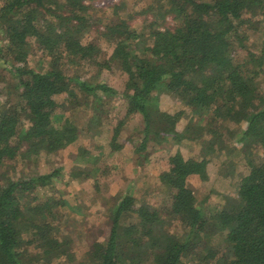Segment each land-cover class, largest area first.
I'll return each mask as SVG.
<instances>
[{
  "label": "trees",
  "instance_id": "16d2710c",
  "mask_svg": "<svg viewBox=\"0 0 264 264\" xmlns=\"http://www.w3.org/2000/svg\"><path fill=\"white\" fill-rule=\"evenodd\" d=\"M121 6H112L118 19L101 31L113 48L103 59L86 36L93 27L92 0H0V73L13 80L3 77L0 91V264L72 259L68 237L58 233L59 208L66 203L55 194L62 170L8 176L3 166L57 155L81 136L71 111L84 103L99 110L116 95L126 101V117L143 116L136 152L151 141L180 146L199 138L202 148L197 156L178 148L160 175L168 213L183 234L163 232L168 221L162 212L124 192L111 207L108 237L92 244L87 264H264V0H156L142 11L149 15L138 27L120 15ZM258 31L262 43L249 45ZM33 44L44 65H31ZM87 65L99 73L120 66L128 76L124 90L82 77L77 71ZM163 92L202 117L198 132L178 129L183 111L159 109ZM92 121L89 129L95 125L101 134V118ZM124 124L121 119L112 129V151L123 147ZM233 140L258 145L262 160L244 171L235 196L207 213L189 180H208L215 153ZM78 169L71 176L88 172ZM217 235L223 248L214 243ZM124 241L130 249L121 253Z\"/></svg>",
  "mask_w": 264,
  "mask_h": 264
},
{
  "label": "rangeland",
  "instance_id": "374dc122",
  "mask_svg": "<svg viewBox=\"0 0 264 264\" xmlns=\"http://www.w3.org/2000/svg\"><path fill=\"white\" fill-rule=\"evenodd\" d=\"M94 7L91 12L94 15L91 32L86 36L95 41L102 51V58H108L112 54V46L102 38L101 31L106 24L118 19L115 15L114 4L121 5L120 15L130 19L133 26L143 24L145 16L142 11L149 5L156 4V0H92ZM170 24H172V21ZM260 31L252 35L249 45L262 43ZM239 58L243 54L238 55ZM37 60L44 65L45 57L39 53L33 44L31 47L30 63L35 66ZM82 77L103 81L118 92H122L127 81V74L118 65L111 69H103L100 73L91 66H86L77 71ZM74 73V71H73ZM3 77L13 81L9 73H0V91L3 86ZM93 78V79H94ZM264 85V76L259 79ZM62 97H65L63 95ZM59 101L62 99L58 97ZM159 109L163 112L175 114L183 111L177 127L184 131L187 127L189 133L198 132V126L204 120L189 106L169 93L159 94ZM102 110V111H101ZM73 111V110H72ZM72 117L80 130V138L57 155L48 158L42 155L39 160L32 159L20 164L10 161L3 166V171L8 176L16 174L21 176L49 173L56 168L62 170L61 180L56 182L59 193L57 197L65 199L66 203L59 208L58 223L59 235L68 237L71 243V256H62L53 264H87L88 252L92 244L98 240H105L111 229V207L116 197L121 193L132 191L142 202L151 204L162 212L165 221L163 232L183 234L184 228L180 221L170 216L167 207L168 189L160 182V175L168 169L169 155L174 154L180 148L185 156L199 155L202 148L200 138L196 141H185L184 144L168 143L156 145L155 141L149 142L147 149L141 153L136 152L138 140L144 137L145 123L143 116L135 113L126 117V101L120 96H114L101 109L87 106L85 103L74 109ZM101 118V134H95L96 126L89 129V121ZM121 119L125 124L118 143H122L120 150L112 151L109 140L112 137V129ZM230 127L237 131L235 123ZM134 143V144H133ZM84 150L85 154H81ZM262 154L256 144L247 145L233 140L232 144L224 150L217 151L210 164V176L208 180L192 177L189 185L194 191L198 205L207 213L222 208L229 196H235L244 171L254 164L260 163ZM78 168L92 171L84 172L77 177L71 176L77 173ZM50 193V192H47ZM215 245L223 248V237H214ZM130 249L127 242L121 245V253ZM185 264H191L187 262Z\"/></svg>",
  "mask_w": 264,
  "mask_h": 264
}]
</instances>
